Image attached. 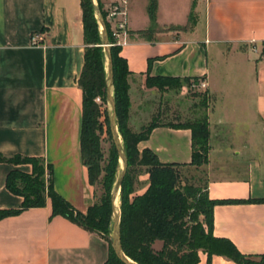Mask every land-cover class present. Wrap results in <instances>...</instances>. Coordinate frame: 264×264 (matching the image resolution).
I'll list each match as a JSON object with an SVG mask.
<instances>
[{
    "label": "crops",
    "instance_id": "0c3cea01",
    "mask_svg": "<svg viewBox=\"0 0 264 264\" xmlns=\"http://www.w3.org/2000/svg\"><path fill=\"white\" fill-rule=\"evenodd\" d=\"M151 1L129 0L128 41L120 53L132 72L130 126L139 131L153 116L135 120L137 78L147 88L148 74L205 80L216 102L209 162L200 169L211 199L235 200L215 206L214 235L243 254H264V0H156L162 29L148 39L139 32L151 25ZM100 2L107 9L112 0ZM192 11L191 30H167L186 25ZM36 32L44 35L40 44L32 42ZM84 63L81 0H0V152L44 158L55 190L81 212L96 202L81 152ZM145 148L163 163L188 164L192 131L158 126L139 143ZM13 169L31 173L32 165L0 162V210L18 209L24 200L7 187ZM139 180L136 194L146 191L149 174ZM153 247L162 251L164 241ZM109 255L103 235L52 216L49 198L0 219V264H107ZM198 264H208L204 251ZM212 264L238 263L214 255Z\"/></svg>",
    "mask_w": 264,
    "mask_h": 264
},
{
    "label": "trees",
    "instance_id": "16d2710c",
    "mask_svg": "<svg viewBox=\"0 0 264 264\" xmlns=\"http://www.w3.org/2000/svg\"><path fill=\"white\" fill-rule=\"evenodd\" d=\"M98 3L106 17L103 4L100 0ZM81 7L85 40V63L78 80L83 90L81 152L82 160L88 168L90 183L93 185L101 183L103 193L100 197L96 195V202L86 212H81L55 190L52 165L44 158L19 154L7 156L0 152V162L32 165L31 173L20 169L9 172L8 189L22 196L24 200L18 209L0 210V219L32 207L45 206L49 198L52 216H65L109 240L110 255L107 264H125L116 255L110 240L113 225L112 189L120 170L119 155L116 151L108 162L104 161L100 122L103 112L106 114L108 133L111 136L112 132L108 108L103 109L101 104L96 102L98 96L101 97L103 105L107 106L108 102L106 53L92 1L81 0ZM156 7L157 1L152 0L149 7L151 25L139 32L148 39L162 29L156 21ZM196 21L192 11L186 25H170L167 30L189 31L196 25ZM107 30L110 43H113L109 25ZM111 51L117 125L128 157V170L120 192L121 241L126 255L140 264H198L200 251H204L208 255V264H212L214 255L224 256L238 264H264V254L256 256L243 254L228 238L214 235L215 206L220 203H232L235 200L211 199L207 183L204 185L186 183L182 179L181 167L200 168L209 162L211 149L209 114L174 123L162 121L161 116L154 113L151 120L139 131L134 130L129 124L131 108L129 77L132 72L127 59L120 54L122 46L112 45ZM199 81L200 79L196 77L150 74L146 77L147 86L159 90L179 89L185 84L191 86ZM203 99L205 101L213 99L208 90L204 92ZM158 126L191 129L190 163H163L152 149H139V143L147 140L153 129ZM145 173L149 174V185L144 193L136 194L141 185L139 176ZM157 239L164 241V248L160 252H156L153 247Z\"/></svg>",
    "mask_w": 264,
    "mask_h": 264
},
{
    "label": "rangeland",
    "instance_id": "374dc122",
    "mask_svg": "<svg viewBox=\"0 0 264 264\" xmlns=\"http://www.w3.org/2000/svg\"><path fill=\"white\" fill-rule=\"evenodd\" d=\"M136 84L138 88V91L136 92V106L137 108L139 107V110L136 111L135 117L137 123L149 120L153 113L159 114L161 120L165 122H185L187 119L205 113L209 114L216 102L215 97H213L212 100L205 101L203 99V94L206 90L195 86L194 84L191 86L185 84L179 89L166 90H159L158 88L150 87L147 88L146 86L141 87L139 78H137ZM99 104H101L103 109H106V105H103L102 103ZM100 122L102 124L101 147L104 154V161L108 162L112 154L117 150L112 136L108 133V122L106 121V114L104 112L101 115ZM121 139L123 141L122 135ZM181 173L182 179L186 183L205 184V174L200 168L184 166L181 167ZM142 176H144V174H142ZM47 179H49V176H47ZM95 188L97 197H100L103 193L101 183L95 184ZM112 233L113 225L110 234L111 238L113 236Z\"/></svg>",
    "mask_w": 264,
    "mask_h": 264
},
{
    "label": "water",
    "instance_id": "95a60500",
    "mask_svg": "<svg viewBox=\"0 0 264 264\" xmlns=\"http://www.w3.org/2000/svg\"><path fill=\"white\" fill-rule=\"evenodd\" d=\"M93 7L96 13V17L99 22L103 46L106 53L107 60V108L110 118V126L113 141L116 147V150L119 155L120 160V170L117 176L116 182L114 183L112 189V206H113V236L110 238L112 246L115 250L116 255L125 263V264H140L132 260L123 250L122 241H121V208H120V192L124 177L128 170V157L124 148V143L121 139V135L117 125V113H116V102L114 96V69H113V56L111 51V43L108 35L107 25L105 17L102 13V10L99 6L98 0H91Z\"/></svg>",
    "mask_w": 264,
    "mask_h": 264
},
{
    "label": "built area",
    "instance_id": "2783aa9c",
    "mask_svg": "<svg viewBox=\"0 0 264 264\" xmlns=\"http://www.w3.org/2000/svg\"><path fill=\"white\" fill-rule=\"evenodd\" d=\"M106 11V25L110 27L114 42L111 45L124 46L128 41V22H129V0H112ZM107 25V26H108ZM44 40L42 33L36 32L32 36L34 44H40ZM195 86L207 89V82L200 80ZM98 103H102L100 97L96 98Z\"/></svg>",
    "mask_w": 264,
    "mask_h": 264
}]
</instances>
